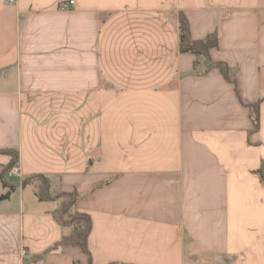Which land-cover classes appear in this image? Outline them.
<instances>
[{
  "label": "crops",
  "instance_id": "obj_1",
  "mask_svg": "<svg viewBox=\"0 0 264 264\" xmlns=\"http://www.w3.org/2000/svg\"><path fill=\"white\" fill-rule=\"evenodd\" d=\"M2 151L0 264H264V0H0V196ZM36 176L79 192L91 263L37 260L65 231Z\"/></svg>",
  "mask_w": 264,
  "mask_h": 264
},
{
  "label": "trees",
  "instance_id": "obj_2",
  "mask_svg": "<svg viewBox=\"0 0 264 264\" xmlns=\"http://www.w3.org/2000/svg\"><path fill=\"white\" fill-rule=\"evenodd\" d=\"M179 39H180V53H190L195 55L198 60L195 62L194 67L197 69L201 65L200 58L205 60L207 69H218L223 77L230 81L228 66L224 63H212L210 61L211 50L218 47L219 35L217 32L210 34L204 40H193L190 32V26L188 19L183 15H179ZM252 111V122L254 125V132L259 130V105L251 107ZM3 154L11 156V162L4 168L1 173L2 185L7 192L0 196V203L10 198L11 192L14 190V186L8 185L4 177L15 168L19 163L18 153L15 151H2ZM42 180L46 187L42 191L37 192L36 196L41 202L51 201L49 192L50 184L49 179L43 176H36ZM27 181H23L22 186H26ZM63 196L67 199L60 208L53 211V216L58 224L64 229V235L62 239L54 245L50 250L46 251L44 255L37 258L38 261L42 260L45 255L51 252L57 251L62 248H76L79 249L84 255L88 257L89 263H91V255L88 250V237L92 229V221L89 215L80 213L74 209L77 199L80 197L78 191L72 193H64ZM74 210V211H73Z\"/></svg>",
  "mask_w": 264,
  "mask_h": 264
},
{
  "label": "rangeland",
  "instance_id": "obj_3",
  "mask_svg": "<svg viewBox=\"0 0 264 264\" xmlns=\"http://www.w3.org/2000/svg\"><path fill=\"white\" fill-rule=\"evenodd\" d=\"M26 181H27V184L29 183V184L35 185L37 188V192H39V191L41 192L42 189H44L46 187V184L42 180L37 179V178H30V179H27ZM49 184H50V192H49L50 198H51V200L58 199V206H59L58 208H60L62 203H64L67 199L63 196L64 193H62L58 190V187H56L52 193L51 188H52V186H55V185L52 184V181H50Z\"/></svg>",
  "mask_w": 264,
  "mask_h": 264
},
{
  "label": "built area",
  "instance_id": "obj_4",
  "mask_svg": "<svg viewBox=\"0 0 264 264\" xmlns=\"http://www.w3.org/2000/svg\"><path fill=\"white\" fill-rule=\"evenodd\" d=\"M7 2V5L10 6V7H16L17 5V0H6ZM75 5V2L74 1H70L68 3H64L62 5V9H66L68 10L69 8L73 7ZM23 254H26L25 252Z\"/></svg>",
  "mask_w": 264,
  "mask_h": 264
}]
</instances>
